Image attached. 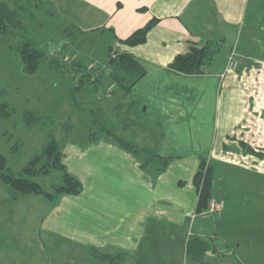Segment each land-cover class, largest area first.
<instances>
[{
	"label": "crops",
	"instance_id": "crops-1",
	"mask_svg": "<svg viewBox=\"0 0 264 264\" xmlns=\"http://www.w3.org/2000/svg\"><path fill=\"white\" fill-rule=\"evenodd\" d=\"M78 1L81 9L73 17L81 20V32L107 34L105 51H126L145 70L123 100L129 110L130 102L139 103L133 120L140 123L125 131L134 135L141 128V147L174 158L164 171L142 169L135 155L106 137L97 142L86 137L81 146L68 138L63 160L82 181V192L61 196L56 204L39 194L20 195L7 205L9 190L0 184V231L8 230L12 209L22 217L38 213L33 235L38 247L28 264H108L95 259L92 249L122 251L125 264H144L149 251L139 246L149 239L150 226L177 221L182 227L195 210L192 180L200 157L214 165L215 178L221 173L217 167L225 172L252 169L249 175L264 177V157L239 143L264 152V0ZM153 17L158 22L145 43L119 42ZM209 42L219 49L204 73L169 68L175 55ZM232 50L238 67L222 75ZM89 62L98 65L99 74L108 72L100 76L107 96L121 93L104 59ZM54 239L67 248L48 254L42 246ZM0 264L10 262L2 257Z\"/></svg>",
	"mask_w": 264,
	"mask_h": 264
},
{
	"label": "rangeland",
	"instance_id": "rangeland-1",
	"mask_svg": "<svg viewBox=\"0 0 264 264\" xmlns=\"http://www.w3.org/2000/svg\"><path fill=\"white\" fill-rule=\"evenodd\" d=\"M0 1L13 5L12 0ZM19 3L28 8L22 14L25 30L10 29L0 33V102H7L13 110L9 117H0V153L5 156L8 167L19 174L22 166L39 153L49 132L61 138L64 134L63 124L72 126L68 141L76 140L81 146V139L87 137L85 126L89 110L96 106L102 107L106 117L112 119L117 133L145 146L140 137L141 128L136 127V134L131 135L121 123L123 119H134L135 111L139 110L138 102L131 106L127 114L117 112L112 106L116 101L125 100L119 91L114 96H107L103 87L107 86L106 83L97 86L96 83H89L82 89H76L80 71H55L47 66L48 58L57 56L67 67L71 62L83 61L87 69L93 67L100 73L98 65L92 66L87 62L97 63V59H106L104 42L108 35L81 32V20L73 17L74 12L81 9V3L78 0H43L40 7H37L35 0ZM22 38L32 39L47 56L34 73L23 71L16 54L18 41ZM103 73L101 77L108 76V72ZM26 110L40 113L39 125L25 126L23 113ZM139 123L136 121L135 125ZM65 142H61L63 153L66 151ZM224 170L217 167L221 173L216 177V195L213 196L222 197L224 208L207 217L192 210L193 218L190 215L182 227L178 226L177 221L151 225L149 239L142 240L139 246L141 251L143 248L149 251V255L144 257V264H198L185 257V244L190 235H199L214 246L205 254L202 264H264V177L251 176L253 173L249 175L252 169ZM35 179L49 189L52 183L61 182V172L52 170ZM0 184L8 188L1 181ZM12 211L8 230L0 231V260L6 257L10 264H28L31 263V254L38 247L33 242L38 213L33 214L34 217H27L28 214L22 217L20 210ZM170 234H174L175 238H170ZM48 243L49 247L42 246L48 254L52 250L54 254L60 253L67 248L60 239Z\"/></svg>",
	"mask_w": 264,
	"mask_h": 264
},
{
	"label": "trees",
	"instance_id": "trees-1",
	"mask_svg": "<svg viewBox=\"0 0 264 264\" xmlns=\"http://www.w3.org/2000/svg\"><path fill=\"white\" fill-rule=\"evenodd\" d=\"M24 0H12L10 5L5 1H0V33H6L10 29L25 30L22 14L28 8L19 3ZM31 3L34 0H26ZM37 7L43 4V0H35ZM26 7V8H25ZM158 18L153 17L145 24L136 28L119 42L127 46H136L146 42L148 32L156 25ZM71 32V31H70ZM72 33V32H71ZM218 43L209 42L202 46L192 45L185 53L174 56L169 63V68L175 72L183 74L204 73L218 51ZM113 52L108 49L106 52L105 65L109 68L110 78L117 84L121 94L126 97L132 86L144 75L143 66L136 61L133 56L126 52ZM16 54L19 56L23 71L34 73L38 70L43 60L47 59L45 53L38 48L30 38H22L18 41ZM70 67L64 64L57 56L48 58L47 66L55 71H80L79 83L76 89H82L86 84L96 83L100 85V74L96 68H88L80 62H71ZM91 69V70H90ZM94 70V71H93ZM93 72V74H92ZM131 106L136 104L130 102ZM115 108L117 112H129L124 101H117ZM128 110V111H127ZM13 110L7 102H0V117H9ZM24 122L27 128L39 125L41 115L38 111L26 110L23 113ZM110 120V121H109ZM112 119L106 117L102 107L96 106L89 110V118L86 122V136L90 142H97L106 137L116 143L125 151L135 155L140 161L142 169H154L164 171L174 156L161 155L153 149L141 147L133 141L116 132ZM124 129H128L135 122L121 121ZM64 134L59 139L53 132H49L39 153L34 154L21 168L19 174L14 173L7 165L4 155L0 153V181L8 187L9 196L6 200L7 205H11L18 196L26 194H39L52 204H56L61 196L77 195L83 190L82 181L70 172L63 160L64 154L61 149V142L68 139L72 131L71 124H63ZM240 145L248 153L263 158L264 152L255 150L250 144L240 140ZM17 147V145H15ZM52 170L61 172V182L52 183L49 189L44 188L35 178L49 174ZM215 167L207 157H200L197 170L193 176V184L197 191V201L195 212L200 214L208 208L209 200L216 195L214 192ZM221 198V197H220ZM222 199V198H221ZM214 246L198 235H190L185 244V257L190 261L202 264L205 254L213 249ZM91 254L95 259L108 264H125L126 253L122 251L108 253L98 249H92Z\"/></svg>",
	"mask_w": 264,
	"mask_h": 264
},
{
	"label": "built area",
	"instance_id": "built-area-1",
	"mask_svg": "<svg viewBox=\"0 0 264 264\" xmlns=\"http://www.w3.org/2000/svg\"><path fill=\"white\" fill-rule=\"evenodd\" d=\"M238 64H239V60L237 58V54L235 53L234 50H232L228 56V61H227L226 67L222 75H224L227 72L236 70V68L238 67ZM223 207H224L223 199L212 197L209 200L208 208L202 213H200L199 215L202 217H207L210 214H213L214 212H218L222 210Z\"/></svg>",
	"mask_w": 264,
	"mask_h": 264
}]
</instances>
